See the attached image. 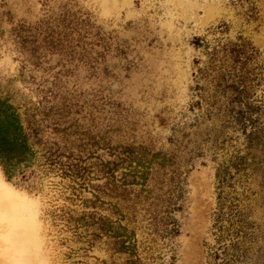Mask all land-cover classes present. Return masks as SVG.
<instances>
[{
	"label": "rangeland",
	"instance_id": "rangeland-1",
	"mask_svg": "<svg viewBox=\"0 0 264 264\" xmlns=\"http://www.w3.org/2000/svg\"><path fill=\"white\" fill-rule=\"evenodd\" d=\"M0 99V264H264V0H0Z\"/></svg>",
	"mask_w": 264,
	"mask_h": 264
},
{
	"label": "trees",
	"instance_id": "trees-1",
	"mask_svg": "<svg viewBox=\"0 0 264 264\" xmlns=\"http://www.w3.org/2000/svg\"><path fill=\"white\" fill-rule=\"evenodd\" d=\"M249 48L251 47L248 46V44L242 43L240 44V49H232L231 53L233 55L235 53V58L240 57L241 61V57L249 51ZM219 52V50L215 49L212 54L216 58ZM247 56L246 58L251 60L250 56L253 57V54ZM247 73L251 74L249 72ZM247 73L246 76L243 77L244 80L248 79ZM246 106L248 110H240V118H242L240 121L243 122L244 120H251L252 117L250 114L261 108L260 106L250 103ZM40 133L41 129L39 127L31 123L24 125L18 110L6 100L0 99V166L8 181H12V179L16 178L19 174H24L25 168L29 167L31 163L37 159L39 152L36 149V145L42 143ZM251 137L252 139L250 142L252 146H257L259 134L253 133ZM53 154L52 151H49L48 155L47 153L43 155L47 161L50 160L49 164L51 165L55 164L53 162H57L56 159H53ZM70 167L73 172L71 175H76L75 177H78L79 174H81L76 163L71 164ZM179 196L180 194L178 197Z\"/></svg>",
	"mask_w": 264,
	"mask_h": 264
},
{
	"label": "bare ground",
	"instance_id": "bare-ground-1",
	"mask_svg": "<svg viewBox=\"0 0 264 264\" xmlns=\"http://www.w3.org/2000/svg\"><path fill=\"white\" fill-rule=\"evenodd\" d=\"M3 178L0 176V187H2V186H4L3 185ZM5 199V198H4ZM8 219V218H7ZM14 239V234L13 233H11V235H8L7 237H5V240H6V242H11L12 240ZM4 240V241H5ZM3 244L4 245H6V243L5 242H3ZM9 245H10V243H9Z\"/></svg>",
	"mask_w": 264,
	"mask_h": 264
}]
</instances>
